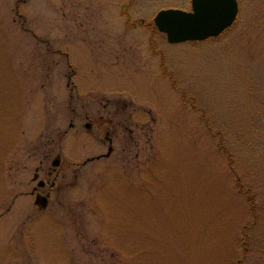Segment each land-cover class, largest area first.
Wrapping results in <instances>:
<instances>
[{
  "label": "rangeland",
  "instance_id": "obj_1",
  "mask_svg": "<svg viewBox=\"0 0 264 264\" xmlns=\"http://www.w3.org/2000/svg\"><path fill=\"white\" fill-rule=\"evenodd\" d=\"M190 1L0 0V264H264V0Z\"/></svg>",
  "mask_w": 264,
  "mask_h": 264
},
{
  "label": "water",
  "instance_id": "obj_2",
  "mask_svg": "<svg viewBox=\"0 0 264 264\" xmlns=\"http://www.w3.org/2000/svg\"><path fill=\"white\" fill-rule=\"evenodd\" d=\"M191 11L166 9L156 13L153 24L170 45L201 42L218 37L237 17L236 0H191ZM108 149L107 156L111 153ZM54 161L53 165H57ZM42 184V183H40Z\"/></svg>",
  "mask_w": 264,
  "mask_h": 264
},
{
  "label": "flooded vegetation",
  "instance_id": "obj_3",
  "mask_svg": "<svg viewBox=\"0 0 264 264\" xmlns=\"http://www.w3.org/2000/svg\"><path fill=\"white\" fill-rule=\"evenodd\" d=\"M237 1V4H238V13H241L242 12V10H241V7H242V1L243 0H236ZM257 13H261V12H257ZM262 13H264V12H262ZM85 118L86 119H88V117H87V115H85ZM85 128H90V124H86L85 125ZM105 140L107 141V143H109V144H111V137H110V135H109V133L108 132H106V136H105ZM100 157H103V156H97L96 157V159H99ZM91 160V159H90ZM60 165V161H59V163H58V166ZM52 170H55L54 168H52ZM37 175V174H36ZM36 179V182H37V188L36 189H34L33 191H32V193L31 194H33L34 195V201L37 203V204H40V205H42V204H45L46 202H47V197H41L38 193H37V191H40V190H42V189H44L45 187H46V185H47V183H46V181H44V180H40L39 179V177H38V175H37V177H35ZM38 180V181H37ZM40 183H42V184H40ZM51 186L52 185H54V183L52 182L51 184H50Z\"/></svg>",
  "mask_w": 264,
  "mask_h": 264
},
{
  "label": "trees",
  "instance_id": "obj_4",
  "mask_svg": "<svg viewBox=\"0 0 264 264\" xmlns=\"http://www.w3.org/2000/svg\"><path fill=\"white\" fill-rule=\"evenodd\" d=\"M247 252H250V251L247 250Z\"/></svg>",
  "mask_w": 264,
  "mask_h": 264
}]
</instances>
